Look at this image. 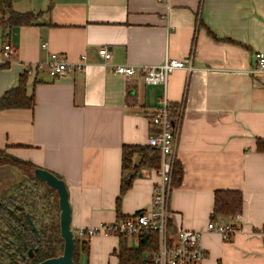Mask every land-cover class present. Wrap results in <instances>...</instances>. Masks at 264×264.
<instances>
[{"label": "crops", "instance_id": "obj_1", "mask_svg": "<svg viewBox=\"0 0 264 264\" xmlns=\"http://www.w3.org/2000/svg\"><path fill=\"white\" fill-rule=\"evenodd\" d=\"M39 2L27 11L13 3L14 11L38 15L34 26L0 25V65L9 63L0 69V98L31 66L27 92L36 99L33 109L0 111V150L66 182L75 234L111 224L151 205L159 178L148 166L140 167L118 204L123 147L146 146L152 116L166 97L180 115L183 168L178 182L173 176L171 229L202 233V264H264V153L257 151L264 139V85L251 74L256 53H264V0ZM6 45L13 49L9 57ZM101 48L112 54L107 65ZM53 53L73 63L86 56L87 65L51 78L36 66ZM166 58L191 60L193 70L173 73L165 90L147 85L141 72L133 78L113 72ZM141 161L136 155L134 166ZM228 190L241 191L242 213L213 220L216 192ZM211 221L241 231L225 240L208 230ZM120 240L91 238L89 264H119Z\"/></svg>", "mask_w": 264, "mask_h": 264}, {"label": "built area", "instance_id": "obj_2", "mask_svg": "<svg viewBox=\"0 0 264 264\" xmlns=\"http://www.w3.org/2000/svg\"><path fill=\"white\" fill-rule=\"evenodd\" d=\"M46 44H44V47ZM13 52L11 45L4 47V54L9 57ZM107 65L112 60V54L107 48L99 50ZM256 66L251 74L259 77L264 85V53L255 55ZM87 65V57L82 56L78 62H70L65 56L53 53L47 62L38 64L37 68H46L51 78L66 74L83 72ZM178 70H193L191 60L181 61L166 58L165 62L156 66H144L140 70L130 66H116L115 75L133 78L141 72L147 85L167 88L170 76ZM179 119L172 112V105L163 97L151 119L153 132L149 135L146 145L159 151L161 164L157 169L158 182L155 184L151 205L137 214L121 219L111 224H100L97 227L80 228L76 237L81 242L89 241L96 235L106 237L127 238L138 243L150 234L158 236V248L152 253V264H202L206 251L202 242V233L187 229H171L172 214L170 198L173 190V176L177 161V137ZM208 230L219 233L228 240L238 234L241 228L235 225H218L211 221Z\"/></svg>", "mask_w": 264, "mask_h": 264}, {"label": "trees", "instance_id": "obj_3", "mask_svg": "<svg viewBox=\"0 0 264 264\" xmlns=\"http://www.w3.org/2000/svg\"><path fill=\"white\" fill-rule=\"evenodd\" d=\"M0 10L2 18L0 19V25L5 27H26L34 26L38 20V15L33 12L20 13L13 10L12 0H0ZM9 63L1 64L0 69H6ZM32 71V67L29 66L19 79L18 87L6 92L0 98V111L11 109H33L36 104L35 95H28L27 84L29 75ZM172 112L175 116L179 117L178 109L172 108ZM257 151L264 153V139L257 140ZM4 153L0 150V154ZM136 155L142 157L141 164L137 167L134 166V158ZM11 162L19 165H26L31 169L38 167L28 162H22L9 155ZM161 164L160 152L149 147L139 145H126L123 147V170L125 176L123 177L121 184L120 197L118 204L121 203L123 197L131 188L134 180V175L140 170L142 166H148L153 169H158ZM175 182H178L177 177L183 176L182 164L176 161L175 163ZM56 175V174H55ZM61 178L60 176L56 175ZM62 179V178H61ZM177 179V180H176ZM37 208V203L34 205ZM59 212L58 203L54 202L52 208ZM38 209V208H37ZM243 210V195L241 191H217L215 195V207L213 212V220H216L219 216L234 217L240 215ZM55 218L51 217L50 223L53 232H58L59 222ZM174 231V230H173ZM61 242V240L59 241ZM78 246H82L84 250L89 252V242H81L77 239ZM158 248V236L156 234H150L144 237V240L140 241L136 247L129 245V239L123 238L120 240L119 249L114 252L119 260V264H152L151 255ZM54 253V252H53Z\"/></svg>", "mask_w": 264, "mask_h": 264}, {"label": "flooded vegetation", "instance_id": "obj_4", "mask_svg": "<svg viewBox=\"0 0 264 264\" xmlns=\"http://www.w3.org/2000/svg\"><path fill=\"white\" fill-rule=\"evenodd\" d=\"M4 159L10 160L6 152L0 154V161ZM8 165L32 172L25 174L26 184H29L27 188L16 182L11 186L0 187V264H43L62 256L64 241L60 229L53 232L48 225L55 192L35 179V169L13 162ZM36 185L42 187L44 193L39 198L42 202L39 204L40 210L34 207L36 203L38 206L34 189ZM74 239V263L89 264V252L78 246L75 232Z\"/></svg>", "mask_w": 264, "mask_h": 264}, {"label": "water", "instance_id": "obj_5", "mask_svg": "<svg viewBox=\"0 0 264 264\" xmlns=\"http://www.w3.org/2000/svg\"><path fill=\"white\" fill-rule=\"evenodd\" d=\"M17 2V0H14ZM34 177L37 181L44 183L49 189L53 190L58 198V221L61 232V238L64 241L63 255L46 261L43 264H75L73 255L75 252L74 231L72 230V208L70 204V195L66 182L57 177L54 173L36 168Z\"/></svg>", "mask_w": 264, "mask_h": 264}, {"label": "rangeland", "instance_id": "obj_6", "mask_svg": "<svg viewBox=\"0 0 264 264\" xmlns=\"http://www.w3.org/2000/svg\"><path fill=\"white\" fill-rule=\"evenodd\" d=\"M12 1H13V3H17L16 6L21 11H27L31 7L32 4L38 5L40 3L39 0H20V2H14V0H12ZM10 163H12L11 160H7V159L0 161V187L11 186L12 184H14V182H16V183H20L21 186L27 188L29 184H26L25 174H30L32 171L30 172L29 170H27L23 167L8 165ZM34 189H35V192H37V195H36V201L38 202L37 208H38V210H40V205L42 202L40 201L39 198L44 194L43 189L39 185H36ZM52 197H53V199H52L53 204H54V202H58V198H57V195L55 193L52 195ZM55 215H57V212H56V209L53 207L48 218L49 217L55 218ZM133 245L136 246L137 243L135 241H133ZM83 257L85 260L87 259L86 256H83ZM111 261H112V263L115 262L113 256H112Z\"/></svg>", "mask_w": 264, "mask_h": 264}]
</instances>
